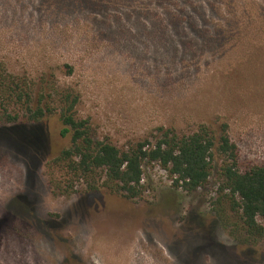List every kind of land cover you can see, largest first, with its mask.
<instances>
[{"label":"rangeland","instance_id":"obj_1","mask_svg":"<svg viewBox=\"0 0 264 264\" xmlns=\"http://www.w3.org/2000/svg\"><path fill=\"white\" fill-rule=\"evenodd\" d=\"M2 63L71 89L100 140L224 126L241 166L264 165V0H0ZM41 126L0 125V264H264V238L218 221L217 173L187 193L151 164L137 198L64 193L68 138Z\"/></svg>","mask_w":264,"mask_h":264},{"label":"trees","instance_id":"obj_2","mask_svg":"<svg viewBox=\"0 0 264 264\" xmlns=\"http://www.w3.org/2000/svg\"><path fill=\"white\" fill-rule=\"evenodd\" d=\"M39 78L0 64V125L43 127L44 119L57 118L60 137L68 138V145L50 162L57 189L69 194L81 186L86 193L104 189L134 199L143 192L146 165H158L174 187L187 193L205 188L217 173L218 221L243 246L264 238V224L257 221L264 220V165L241 166L226 127L216 135L207 127L181 136L167 130L154 143L140 139L118 147L97 138L90 120L77 115L78 96L71 89L58 86L53 75Z\"/></svg>","mask_w":264,"mask_h":264}]
</instances>
